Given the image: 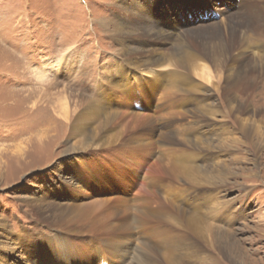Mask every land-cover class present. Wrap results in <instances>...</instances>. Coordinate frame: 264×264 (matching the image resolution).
I'll list each match as a JSON object with an SVG mask.
<instances>
[{
  "label": "rangeland",
  "instance_id": "1",
  "mask_svg": "<svg viewBox=\"0 0 264 264\" xmlns=\"http://www.w3.org/2000/svg\"><path fill=\"white\" fill-rule=\"evenodd\" d=\"M240 1L180 0L174 7L167 2L166 8L157 4L153 13L164 27H171L176 34L185 29V34L198 42L206 43L212 37L219 48L232 55L230 63H238L221 74L210 71L208 79L191 75L207 87L204 92L192 93V105L199 113L217 112L212 115L215 123L197 129L194 135L201 145L212 148L199 159L204 165H197L199 171L209 169L212 176L198 180V189L187 197L181 209L180 235L174 224L154 221L142 232L147 244L138 247L134 240L127 255L123 252L121 257H113L110 248L102 246L101 254L109 255L106 264H264V33H256L260 27L264 32V0H250L239 9ZM138 2L145 8L142 0H0V219L4 218L11 232L31 226L36 206L45 209L44 204L36 203L45 188L69 179L65 169L70 166L64 161L84 147L69 133V123L60 125V106L67 100L70 112L73 103L93 94L97 81L110 74L120 49L114 37L116 29L120 22L132 23ZM220 5L228 12L213 8L220 9ZM226 15L236 18L228 22ZM240 16L246 21L241 22ZM221 20L216 34L212 29L200 33V26H195ZM247 39L258 43L250 42L247 47ZM237 75L254 82L248 98L238 95L240 102L248 104L247 111L254 113L243 123L236 112L231 116L225 112L228 105L221 95L225 79ZM207 94L214 96L203 99ZM157 123L155 135L165 130L162 120ZM149 152L151 155L143 154L130 164L136 170L134 175L129 173L133 180L126 178L127 174H113V163L95 168L101 181L98 192H111V197L126 200L133 207L142 202L137 191L148 180L146 170L151 171L154 181L166 176L153 166L155 160L151 161L159 152ZM210 154L216 158L208 165ZM60 174L66 179L58 177ZM84 180V186L96 185L88 176ZM129 183L134 184L131 195L126 193ZM70 193L81 203L88 202L91 195L74 189ZM44 201L50 203L47 197ZM166 229L177 234L169 259L158 249L160 231ZM133 231L139 235L138 228ZM205 233H210L211 242L217 234V246L204 241ZM112 238L122 242L115 237L108 240ZM0 239L8 241L1 233ZM84 248L88 252L80 260L95 264L97 248ZM88 255L92 260L85 261ZM80 260L74 257L66 264H80Z\"/></svg>",
  "mask_w": 264,
  "mask_h": 264
},
{
  "label": "bare ground",
  "instance_id": "2",
  "mask_svg": "<svg viewBox=\"0 0 264 264\" xmlns=\"http://www.w3.org/2000/svg\"><path fill=\"white\" fill-rule=\"evenodd\" d=\"M142 1L146 6L143 8V3L138 2L137 8L132 11V23L122 25L120 22L116 29L114 37L120 49L110 74L106 73V77L97 81L93 94L82 96L73 103L70 112L67 100L60 106V125L66 127L69 123V133H73L76 142L78 140L84 148L64 161L65 166H70L68 170L64 168L69 173V179L54 182L38 198L36 203L44 204L45 209L35 207L31 226H23L19 233H13L4 218L0 219V233L8 240L4 243L0 239V264H66L74 257L80 260V257L85 256L88 252L84 248L86 246L89 250L94 247L100 249H96L95 264H106L109 255L121 257L123 252L127 255L134 240L138 247L146 245L147 239L142 232L147 224L154 221L174 224L180 235V227L183 226L181 209L187 197L198 189V180L212 176L209 169L199 171L197 166L204 165L199 159L205 156V151L212 152V148L201 145L194 135H197V129L215 123L212 115L217 110L199 113L192 105V93L204 92L207 87L196 82L191 75L199 74L208 79L210 71L221 74L230 71L238 62L230 63L232 55L226 49L219 48L212 37L206 43L198 42L193 36H187L185 29L176 34V31H170L171 27L162 25L159 16L155 17L153 12L158 9L156 6L159 2L163 3L161 7L164 5L166 8L167 2L174 7L180 0ZM249 2L241 0L237 3L239 9ZM213 8L219 12H228L222 6L220 9ZM235 18L226 15L228 22ZM238 19L246 21L243 16ZM222 22L208 21L205 22L207 25L195 26H200V33H204V29H212L216 34ZM256 33L263 35V27ZM250 42L247 39L244 45H252ZM253 53L259 56L257 52ZM220 87L223 92L221 95L228 105L225 112L229 116L236 112L235 116L242 123L248 121L254 113L247 111L248 104L240 102L238 95L248 98L254 87L253 80L237 75L229 80L226 78ZM213 96L207 94L203 99H211ZM159 102L161 104L158 108ZM158 120L164 122L162 128L165 127V130L155 135L153 130L158 129ZM149 150L159 152V155L151 156V161L155 160L153 166L159 167L158 171L166 176L154 181L151 171L145 169L148 180L142 186L140 184L137 191L143 196L142 202H137L133 207L126 200L111 197V192H98L101 181L97 180L95 168L104 163H113L116 165V168H112L113 174L121 177L127 174L126 178L133 180L129 173L134 175L136 170L130 164L143 154L151 155ZM206 158L212 160L208 164L211 165L216 156L210 154ZM63 171L62 168L60 173ZM61 174L58 177L65 178ZM84 176H88L96 185L84 186ZM132 186L134 184L129 183L126 188L128 195H131ZM73 189L91 194L88 196L89 201L81 203L71 198L73 194L70 192ZM161 196L167 201L161 200ZM46 197L50 203L44 201ZM127 214L128 221H123ZM134 228L140 230L139 235L134 233ZM176 235H172L170 229L160 231L161 243L158 249L167 259L170 258ZM203 235L204 241L210 242L209 245L217 246V234L212 242L210 233ZM110 237L121 238L122 242L113 238L110 242ZM104 245L110 248L107 257L101 254ZM89 259L92 260L90 255L85 257V261Z\"/></svg>",
  "mask_w": 264,
  "mask_h": 264
}]
</instances>
